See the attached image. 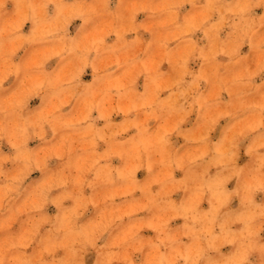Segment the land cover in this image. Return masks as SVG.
<instances>
[{
	"label": "clouds",
	"instance_id": "1",
	"mask_svg": "<svg viewBox=\"0 0 264 264\" xmlns=\"http://www.w3.org/2000/svg\"><path fill=\"white\" fill-rule=\"evenodd\" d=\"M258 9L0 0V264H264Z\"/></svg>",
	"mask_w": 264,
	"mask_h": 264
},
{
	"label": "rangeland",
	"instance_id": "2",
	"mask_svg": "<svg viewBox=\"0 0 264 264\" xmlns=\"http://www.w3.org/2000/svg\"><path fill=\"white\" fill-rule=\"evenodd\" d=\"M9 7H11V6H9ZM256 12H257V14H259L260 12H264V9H258V10H256ZM142 19H144L143 15L137 17L138 22H139L140 20H142ZM79 23H80L79 21H75V22L73 23V25H72V26L70 27V29H69L70 34H74L75 29L79 26ZM29 28H30V25H26L24 31L27 32ZM144 35H145V39H147V38H148V37H147V34H144ZM199 35H200V34L197 33L196 37H194V38H197V39H198V38H199ZM111 39H113V38H110V39H109V42H111ZM245 52H247V48H246V47H245L244 49H242V53H245ZM219 59H221V60L223 61L225 58H219ZM55 63H56L55 60L51 61L50 64L48 65V67H49V68L53 67V66L55 65ZM189 66H190L193 70H195V69L198 67V62L193 63V64H190ZM162 70H165V71L168 70V69H167V65H163V66H162ZM259 79H264V75H262L260 78H258L257 82H259ZM82 80H83V82H85V83L90 82V80H91V71H90V69H89V70H86V73H85V75L82 77ZM9 83H11V80L9 81ZM138 83H141V84H142V78H141V81H139ZM138 90H142V89H138ZM225 99H226V96H225ZM38 104H39V101H38V100H33V101L30 102L29 107H30V108H34V107L38 106ZM113 119H114V122H119V120L121 119V117H113ZM192 120H194V116H193L192 118H190V123H191ZM100 123L102 124V122H100ZM225 123H226V121H221L219 127H223V125H224ZM187 126H189V125H185V127H187ZM219 127H218L217 131L214 132V133L212 134V139H216V138H218V136H219ZM174 139H175V138H174ZM177 143H183V141H182V140H178ZM38 144H39L38 141H33V142H30L29 147H36ZM102 147H103V146H101V148H102ZM3 150L6 151V152L9 151V149L7 148V145H6V144L3 145ZM246 159H247V158H246V157H243V155H242L241 162H244ZM113 163H114V164H118L119 161H113ZM58 166H59V162H57V161H52V162L50 163V167H51L52 169H55V168H57ZM144 175H145V173H144L143 171L138 172V173H137V179H138V180H142V179L144 178ZM181 175H182L181 173H176V178H180ZM39 178H40V174H39L38 172H37V173H33V174H32V177H30V179H33V180H36V179H39ZM233 186H234V182H233L232 184H229V185H228L229 190H231V188H232ZM55 194H56V193H53V195H55ZM180 195H181V194H177V195L174 197V199L179 200V199H180ZM257 200H258V201H264V194L258 195V196H257ZM237 204H238L237 201H233L232 207L235 208V207L237 206ZM202 207H204V208L206 209V208H207V205L204 204V205H202ZM47 212H48L49 215H52V214L55 213V209L52 208L51 206H49V208L47 209ZM94 215H95V211L90 209L89 212L86 214V217H92V216H94ZM179 223H181V221H176V222H174V225H173V226L178 225ZM14 230H15V229H14ZM146 235H151V233H146ZM261 235H262V237H264V233H262ZM223 251H224V252H227V251H229V249H224ZM252 260H253L254 264H256V262H257V257L253 256V257H252ZM87 264H91V259H88Z\"/></svg>",
	"mask_w": 264,
	"mask_h": 264
}]
</instances>
